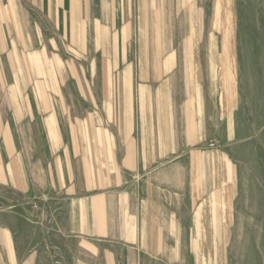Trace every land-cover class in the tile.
Wrapping results in <instances>:
<instances>
[{
	"label": "crops",
	"instance_id": "obj_1",
	"mask_svg": "<svg viewBox=\"0 0 264 264\" xmlns=\"http://www.w3.org/2000/svg\"><path fill=\"white\" fill-rule=\"evenodd\" d=\"M171 5L0 0V264H204L234 225L245 116L159 42Z\"/></svg>",
	"mask_w": 264,
	"mask_h": 264
},
{
	"label": "rangeland",
	"instance_id": "obj_2",
	"mask_svg": "<svg viewBox=\"0 0 264 264\" xmlns=\"http://www.w3.org/2000/svg\"><path fill=\"white\" fill-rule=\"evenodd\" d=\"M172 2L160 7L159 42L176 61L211 63L219 92L234 88L237 112L245 116L243 140L235 144L234 225L222 215L221 225H201L196 253L204 264H228L229 257L232 264H264V0Z\"/></svg>",
	"mask_w": 264,
	"mask_h": 264
},
{
	"label": "built area",
	"instance_id": "obj_3",
	"mask_svg": "<svg viewBox=\"0 0 264 264\" xmlns=\"http://www.w3.org/2000/svg\"><path fill=\"white\" fill-rule=\"evenodd\" d=\"M214 146H215V144L212 142V143H211V147H214Z\"/></svg>",
	"mask_w": 264,
	"mask_h": 264
}]
</instances>
